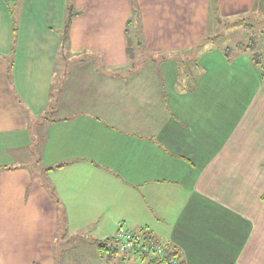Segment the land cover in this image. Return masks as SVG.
Masks as SVG:
<instances>
[{"label": "crops", "instance_id": "0c3cea01", "mask_svg": "<svg viewBox=\"0 0 264 264\" xmlns=\"http://www.w3.org/2000/svg\"><path fill=\"white\" fill-rule=\"evenodd\" d=\"M69 6L0 0V264H150L119 221L183 264H264L262 59L218 44L264 0H73L62 46Z\"/></svg>", "mask_w": 264, "mask_h": 264}, {"label": "built area", "instance_id": "2783aa9c", "mask_svg": "<svg viewBox=\"0 0 264 264\" xmlns=\"http://www.w3.org/2000/svg\"><path fill=\"white\" fill-rule=\"evenodd\" d=\"M118 247L145 262L156 260L159 264H183L182 258L164 238L154 235L147 226L119 221L113 235Z\"/></svg>", "mask_w": 264, "mask_h": 264}, {"label": "rangeland", "instance_id": "374dc122", "mask_svg": "<svg viewBox=\"0 0 264 264\" xmlns=\"http://www.w3.org/2000/svg\"><path fill=\"white\" fill-rule=\"evenodd\" d=\"M228 22L229 21H224V22L222 21L221 22V27L220 28H221L222 31L224 30L225 33L227 31L228 26H230V23H228ZM246 24L247 25L240 26V28H238V30L236 32H234L233 34L231 33L229 35V37H225L224 36L221 39H219L218 40V44L220 46H222L225 50H227L229 47H233V44L235 42L241 43L242 46L246 47L248 45V43L251 42V37L255 35V39L256 38H259L260 49H258V47H256L254 51L260 52L261 58H262V63L264 64V39L261 40L260 39V34H259V30L262 28V26L264 24V21L262 20V18L259 15L258 16L256 15L255 18L254 17H251L249 20H247V23ZM137 30L139 32V29H137V26L135 25L134 28L132 29V35H133L134 32L136 33ZM256 33H258V35H259L258 37H256L257 36ZM141 48L135 47V56L137 58H141V57H153L152 54L146 53ZM248 54L251 57L253 56L251 51H248ZM228 57H232V56H228ZM61 62L62 61L60 60V63ZM60 67L61 66H59V64H58V73H59V71H61V68ZM260 69L263 72L262 67H260ZM59 76L60 75H58V77ZM29 164H32L31 166H32L33 170L36 173H38L39 169H38L37 163H34L33 161H31V162H29ZM105 257L108 259V254H105Z\"/></svg>", "mask_w": 264, "mask_h": 264}, {"label": "trees", "instance_id": "16d2710c", "mask_svg": "<svg viewBox=\"0 0 264 264\" xmlns=\"http://www.w3.org/2000/svg\"><path fill=\"white\" fill-rule=\"evenodd\" d=\"M74 15V12H73V0H70V6H69V10H68V16H67V19L64 23V27L62 29V46L63 45H66L67 42H68V38H69V29H70V26H71V21H72V17ZM135 18L133 19H129L128 20V28H127V33H126V43H127V53H128V56L129 57H135V47H136V44L137 43H141V38H140V33L138 32H134L133 35H132V31H131V28L129 27L130 25H133V23L136 21H138V14L136 13V15L134 16ZM135 34V35H134ZM135 37V38H134ZM256 44H257V41L255 39V36H252L251 37V42L248 43V49L254 51L255 48H256ZM253 59L254 61L257 63H261V54L257 51H254L253 52ZM261 66H262V69H264V66L262 65L261 63ZM61 166V165H59ZM53 193V191H52ZM54 194V193H53ZM264 199V197H263ZM56 202L59 204V201L56 200ZM150 264H159L158 261L156 260H152L149 262Z\"/></svg>", "mask_w": 264, "mask_h": 264}]
</instances>
